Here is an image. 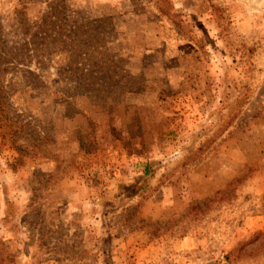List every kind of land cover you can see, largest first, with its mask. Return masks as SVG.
I'll list each match as a JSON object with an SVG mask.
<instances>
[{"label": "rangeland", "instance_id": "obj_1", "mask_svg": "<svg viewBox=\"0 0 264 264\" xmlns=\"http://www.w3.org/2000/svg\"><path fill=\"white\" fill-rule=\"evenodd\" d=\"M58 1L79 70L0 59V264H264V0Z\"/></svg>", "mask_w": 264, "mask_h": 264}, {"label": "trees", "instance_id": "obj_2", "mask_svg": "<svg viewBox=\"0 0 264 264\" xmlns=\"http://www.w3.org/2000/svg\"><path fill=\"white\" fill-rule=\"evenodd\" d=\"M45 5L44 13L33 20L26 18L22 6L15 12L13 21L19 35L12 42L11 50L0 39V59L2 61L15 59L23 65L32 61L40 65L48 57L69 52L67 54L71 59L69 65L79 70L77 60L85 61L91 44L88 37L94 38L87 31L88 24H74L70 17L64 14L65 9L58 0L46 1ZM0 35L3 36L1 30ZM84 72L79 75L83 76Z\"/></svg>", "mask_w": 264, "mask_h": 264}]
</instances>
